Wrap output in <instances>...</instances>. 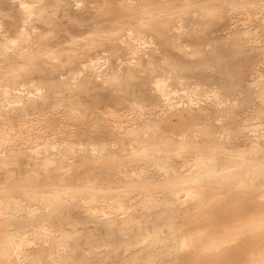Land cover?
Listing matches in <instances>:
<instances>
[{
    "label": "bare ground",
    "instance_id": "obj_1",
    "mask_svg": "<svg viewBox=\"0 0 264 264\" xmlns=\"http://www.w3.org/2000/svg\"><path fill=\"white\" fill-rule=\"evenodd\" d=\"M7 1L18 19L0 33V264H107L110 251L118 248L134 250L130 264H221L243 240L250 244L246 254L230 264H264V0L199 4L204 11L197 13L219 12L226 19L221 34L205 43L188 38L195 27L181 19L173 28L170 44L183 55H203L204 47L214 51L224 42L252 58L247 87L237 93L224 83L185 74V67L156 45L152 17H138L102 52L83 49L93 47L96 37L81 48L62 45L61 51L44 42L52 32L41 24L53 21L50 8L61 3L84 8L85 0ZM112 54L125 59L126 66L109 65ZM142 55L152 99L139 92L109 111L115 136L73 138L75 119L81 124L90 119L86 112L76 116L69 111L70 86L78 81L90 86L97 74L117 84L111 74L130 72ZM200 66L213 69L209 62ZM53 71L63 75L44 74ZM242 101L246 107L238 111ZM161 120L175 122L162 125ZM161 127L166 130L158 132ZM117 150L128 155L113 164L117 170L101 174L106 185H93L88 172L81 174L85 179L71 178L74 168L90 165L83 161L116 159L111 153ZM22 167L29 178L16 177ZM40 168L53 169L56 176L34 179L42 174ZM215 203L218 212L228 214L245 203L250 209L235 216V222L219 225V213L211 207ZM179 209L189 212L188 223L130 225L136 230L130 236L124 226L111 225L119 217L170 216ZM75 215L104 227L79 226ZM78 248L81 253L75 252Z\"/></svg>",
    "mask_w": 264,
    "mask_h": 264
},
{
    "label": "rangeland",
    "instance_id": "obj_2",
    "mask_svg": "<svg viewBox=\"0 0 264 264\" xmlns=\"http://www.w3.org/2000/svg\"><path fill=\"white\" fill-rule=\"evenodd\" d=\"M53 1V0H50ZM88 4L84 8H78L73 6H64L59 4L57 8L49 9V16L53 17V21L49 23L41 24L44 30L52 32V38L44 40V42L51 43L58 50L62 51V45H69V47L78 46L81 48L85 44L86 40L93 39L95 45L89 48H83L89 53H99L107 47H112L116 44V39L121 35L127 26L136 24L137 18L144 16L149 17L154 22L149 26L156 28L157 31L150 32L155 37V43L157 46H164L165 53L169 57H173L175 61L183 65L185 74L200 77L204 80L211 81L216 84H226L225 89L235 91H241L242 88L247 87V77L249 75V67L251 66L252 58L249 56L241 55L237 52L236 45L233 43H220L218 50L210 51L205 50L204 54L196 57H190L183 55V53L173 47L170 43L173 41V28L179 19L185 22V25L189 28H194L189 33L192 41L205 43L210 39L212 35L219 36L222 29L225 28V17L217 12L215 14H199L197 12L204 11L199 9V4L214 2L221 3L222 0H85ZM90 2H97L99 6H93ZM188 5H187V4ZM149 4L150 9L146 8V11L139 10V7ZM126 5H132L127 7ZM186 5V6H185ZM152 8V9H151ZM149 10V11H148ZM18 19L17 12L9 4L7 0H0V33L2 29H8L16 26ZM111 28V29H110ZM220 31V32H219ZM98 33H105L106 35L98 36ZM225 33V32H224ZM87 35H90L87 36ZM69 41V42H68ZM68 42V43H67ZM87 47V45H86ZM255 53V59L257 58L258 51L256 48L252 49ZM112 54L108 64L113 66L117 63L126 66L125 59L121 60L119 56ZM259 56V55H258ZM60 63L58 64L62 68V54L58 57ZM82 58L81 56L78 58ZM253 58V59H254ZM156 64L160 65L161 59L158 52L155 55ZM211 63L213 69L206 70L200 65L205 63ZM146 66V56L142 55L138 58V61L130 66V72L121 71L111 74L116 76L117 84H108L104 80L102 74L95 75L89 82L90 86H87L85 82L78 81L77 84L70 86V94L72 95L71 103L68 105L69 111L80 116L83 113L89 115L90 122L88 124H81L79 119H75L72 127L73 138L85 139L91 137L93 139H107L115 136V132L107 120L110 116L109 111L113 109L121 108L123 102L128 101L133 94L141 93L148 101L152 99L146 85L147 74L144 73ZM62 71L45 72V75L58 76ZM63 75V72H62ZM246 107V103H242L236 106L238 111H241ZM64 112V106H62V113ZM63 119V115H62ZM162 125L166 123L171 124L173 120H161ZM166 130L165 127L159 128L158 132ZM141 139L145 137L143 131L140 132ZM159 138H161L159 136ZM123 145H127L124 143ZM164 154L165 152H158ZM167 153V152H166ZM175 152H169L168 154L174 156ZM116 159H102L96 160L88 166H81L74 168V175L71 178L85 179V176L81 174L84 172L92 173L89 177L94 179L93 185H106L105 182H101L105 175H101L104 172H111L117 170L113 167V164L119 161L120 157L128 155V152L113 151L111 153ZM219 155L224 156L223 152H218ZM79 159L77 160V162ZM42 174L36 175L34 179L43 180L44 178L50 179L55 177L56 172L53 169H38ZM48 170V171H47ZM19 174L16 176L18 179H27L29 175L26 174L27 167L19 169ZM46 171V173H45ZM67 178V177H66ZM31 186V185H26ZM34 186V185H32ZM31 186V187H32ZM244 207H233V213L228 214L226 212H218L219 204L215 203L212 207L213 212L219 213L216 217L217 223L222 225L224 222L228 224L235 222V218L240 214H243L250 209V203H245ZM203 212V209L201 210ZM200 211V212H201ZM187 213L183 209L172 210L170 216H157V217H141V218H123L119 217L117 221L111 224L114 228L119 229L124 226L125 235L130 236L135 233V229L132 227H163L168 228L173 224H185L188 223L190 218L187 217ZM236 216V217H235ZM78 220L77 224L80 226H102L97 221H88L84 223L85 217L75 215ZM120 221V222H119ZM97 222V223H96ZM96 228V227H95ZM116 234H121V231L117 230ZM262 235H255L254 237L261 238ZM256 238V239H257ZM255 239V238H254ZM90 240H94L90 237ZM89 240V241H90ZM255 241V240H254ZM250 244H245L243 240L238 249L245 248ZM237 249V250H238ZM142 251V250H141ZM77 253H81L82 249L75 250ZM143 252V251H142ZM140 252L141 254H143ZM247 251L237 252L234 258H239L246 254ZM134 250H129L124 253L122 248L111 250L110 255L107 257V264H130ZM231 252L228 251V255ZM228 259V257H227ZM226 261V260H224ZM223 261V262H224ZM184 264V263H183Z\"/></svg>",
    "mask_w": 264,
    "mask_h": 264
},
{
    "label": "crops",
    "instance_id": "obj_3",
    "mask_svg": "<svg viewBox=\"0 0 264 264\" xmlns=\"http://www.w3.org/2000/svg\"><path fill=\"white\" fill-rule=\"evenodd\" d=\"M240 251V253H241V251H247L245 248H240V250L238 249V250H235V251H233L232 253H230L229 254V256H228V259L226 260V261H224V262H222L221 264H230V262L232 263L236 258H234L235 257V255L237 254V252H239ZM244 256V255H243ZM242 257V256H241ZM240 258V257H239ZM204 262H200V260H199V262L197 263V264H203Z\"/></svg>",
    "mask_w": 264,
    "mask_h": 264
}]
</instances>
